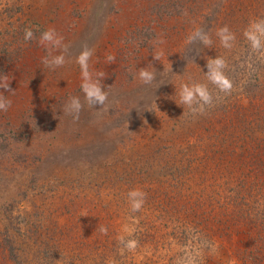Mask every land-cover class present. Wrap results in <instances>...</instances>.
Instances as JSON below:
<instances>
[{
  "label": "rangeland",
  "instance_id": "374dc122",
  "mask_svg": "<svg viewBox=\"0 0 264 264\" xmlns=\"http://www.w3.org/2000/svg\"><path fill=\"white\" fill-rule=\"evenodd\" d=\"M260 19L264 0H0V75L15 91L0 89L12 101L0 111V264H264V55L243 35ZM49 28L63 37L55 70L38 43ZM197 29L210 47L187 43ZM85 47L105 73V110L84 103ZM217 56L230 95L204 75ZM140 68L156 80L142 84ZM185 83L208 85L202 114L179 105ZM71 97L84 104L75 121ZM134 189L147 194L138 212Z\"/></svg>",
  "mask_w": 264,
  "mask_h": 264
},
{
  "label": "clouds",
  "instance_id": "9594fccd",
  "mask_svg": "<svg viewBox=\"0 0 264 264\" xmlns=\"http://www.w3.org/2000/svg\"><path fill=\"white\" fill-rule=\"evenodd\" d=\"M217 37L219 38L220 44L225 49H231L236 39L235 34L230 31L227 26H224L217 30ZM244 38L249 43L250 49L254 53H260L264 55V19L255 20L250 22L248 27L244 30ZM34 33L31 28H25L24 30V41L30 42L34 39ZM199 41L203 46L210 47L212 40L210 36L202 29L195 30L187 38V43L191 44ZM63 37H61L55 29L49 28L41 32L38 43L45 47L47 55L41 60V63L50 70L63 67L65 64L64 55L58 54L53 55V51H59L63 47ZM162 38L157 40V44H163ZM93 55V50L85 47L76 58V63L79 65L81 73V92L84 95V103L90 108L96 106H102L101 110L106 109V102L108 100V93L104 90V86L101 81L104 79V72H96L93 74L89 70V60ZM163 52H158L153 55L154 60L159 61ZM115 56L108 55L106 61L109 64L115 62ZM207 73L204 74L209 84L213 85L217 90V96L219 94L230 95L233 89L232 81L225 74V69L228 67L226 60L223 57L217 56L215 59L209 58L207 60ZM138 79L144 85L151 84L156 80V72L149 71L147 68H140L138 71ZM10 80L8 75H0V89L11 91ZM179 105H183L188 108L194 114H202L205 110V106L212 105L214 97L210 92L208 85L203 83H191L183 84L178 92ZM12 101L7 96L0 93V111L7 112L11 107ZM84 104H82L79 97H71L65 104L63 112L67 116H71L72 119L78 120L80 112L82 111ZM147 194L140 189L130 190L127 193V198L130 204L132 212H138L143 207L146 201ZM99 231L101 234H107L106 227H100ZM120 243L128 251H132L137 246L135 240L125 241L123 237L120 238ZM210 252L215 254L217 248L214 245H207ZM195 257L189 255L178 261V264H194Z\"/></svg>",
  "mask_w": 264,
  "mask_h": 264
}]
</instances>
